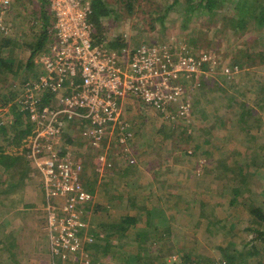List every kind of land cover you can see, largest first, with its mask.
<instances>
[{
	"label": "rangeland",
	"instance_id": "rangeland-1",
	"mask_svg": "<svg viewBox=\"0 0 264 264\" xmlns=\"http://www.w3.org/2000/svg\"><path fill=\"white\" fill-rule=\"evenodd\" d=\"M41 1L22 0L19 5L16 1L7 16L12 29L9 36L17 38L19 45L24 44L16 49L17 75L8 74L0 83V115L8 126H12L14 105H5V97L19 91L28 74L39 75L41 71L37 60L31 73L27 68L31 55L27 45L34 43L43 25ZM103 1L109 16L101 18L104 33L95 37L97 42L105 40L111 45L121 40L131 48L170 42L175 50L184 45L195 54L219 55L227 66L239 52H248L258 65L239 68L231 76L223 74L224 63L219 72L204 68L198 79L205 77L203 80L211 86L219 83L226 93L212 91L211 86L196 79L185 93L189 109L172 108L168 118L131 102L127 116L134 138L129 141L128 151L111 146L102 154L78 132L66 134L65 139L73 141L68 148L83 164L82 182L96 198L95 206L92 204L85 214L90 231L111 234L110 226L116 225V220L118 223L124 216H136L140 209H146L122 241L117 236L113 239L119 245L106 256L102 252L90 256L91 264H126L128 258L137 256L141 243L139 264H264V64H260V57L264 59V29L250 24L243 34L236 35L216 17L210 29L203 16L192 18L184 26L182 6L170 11L163 26L153 15L163 7L161 0H133L131 5L128 0ZM223 1L226 8L221 13L236 18L238 0ZM193 39L195 44L190 42ZM7 54L8 49L3 56ZM174 56H181V51ZM19 63L23 68L17 70ZM222 74L224 77H220ZM247 111L250 114H245L242 122V113ZM4 143L1 136L0 146ZM6 151L12 158L25 155L21 149ZM21 168L17 165L12 169V174H17L15 188L25 182L29 185L26 194L18 192L13 199L19 203V196L29 200L30 195L37 194L36 218L24 219L36 221L38 226L35 229L28 225L23 234L14 233L16 242L6 240L8 232L21 223L0 206V264L9 261V252L11 264H51L46 217L40 208L45 199H40L43 191H33L34 186L41 187L42 179L36 168L23 170L27 177ZM8 174L0 167V189L11 181ZM5 195L0 194V205L10 198ZM103 199L116 209H105ZM136 234L144 236L137 239ZM9 243L14 245L8 248Z\"/></svg>",
	"mask_w": 264,
	"mask_h": 264
},
{
	"label": "built area",
	"instance_id": "built-area-1",
	"mask_svg": "<svg viewBox=\"0 0 264 264\" xmlns=\"http://www.w3.org/2000/svg\"><path fill=\"white\" fill-rule=\"evenodd\" d=\"M44 1L55 19L52 40L37 58L39 75L19 86L13 105L34 129L26 155L42 179L51 264H91L84 248L94 241L85 219L93 196L83 186L84 167L68 148L66 134L76 130L102 154L111 146L128 151L134 138L127 116L131 102L166 118L172 108L185 111L188 84L199 83L204 68L219 72L222 60L184 45L175 50L170 42L113 49L105 40L96 41L90 0ZM13 4L0 0L4 37L12 31L7 16ZM225 67V76L239 72ZM5 123L0 115V126Z\"/></svg>",
	"mask_w": 264,
	"mask_h": 264
},
{
	"label": "trees",
	"instance_id": "trees-1",
	"mask_svg": "<svg viewBox=\"0 0 264 264\" xmlns=\"http://www.w3.org/2000/svg\"><path fill=\"white\" fill-rule=\"evenodd\" d=\"M16 1L18 5L22 4V0H14V3H16ZM132 2L133 0H128V5H131ZM41 3H42V7H41L42 9H41L40 19L43 22V25L41 26L42 28L40 29L41 33L39 35H35L34 43L27 45V47L31 51V55H30V58L28 60L29 62L27 65V68L30 69L29 73L33 71L32 68L35 65V60H37L36 57L37 58L39 57L41 52L44 51L43 49L45 48V46H47L49 41L51 42L52 40V33H51L52 31L50 32V30H52L55 19L50 11L49 6L45 3V1L42 0ZM160 3H162L163 7H158V10L160 9V11L156 9L155 11H153V15L158 21H160L163 24V26H164V22L167 16L170 14V11H173L175 10V8L177 9L182 6L184 7V10H183L184 26H186L192 18L203 16L205 19V23H208V26L210 29H211L210 26L213 25V21H214V20L212 21V19L216 17V19L219 18L217 19V21L222 20L224 22L223 24L224 27H231V29L235 31L236 35L243 34L247 29L250 28V24H252L253 26L256 25L257 29H264V0H238L236 4L238 15L236 18L234 17L229 18L225 13L224 14L221 13L222 10L226 8V3L223 0H163V1L161 0ZM92 5H93V14L91 16V22L95 26V30H96L95 37L99 38L104 33V30L101 24V18L109 16V10L103 0H93ZM9 12L10 11H8V14ZM209 28H208V31H210ZM204 39L209 44L208 38L204 37ZM190 42L192 44H195L194 39ZM23 46L24 44L23 45L18 44L17 38L12 39L11 36L4 37L0 34V83H3V78L6 77L8 74H13L15 76L17 75V72L15 71L16 49L19 47L23 48ZM124 46L126 45L121 40L120 41L118 40L117 43L111 44V48L113 49H121ZM6 49H8V54L6 56H3V52L6 51ZM254 57H255L254 55L249 54L248 52L246 53L239 52L236 55V58L233 59V62L229 63L230 68L234 70L235 68L245 69L246 67H249V68L255 67L258 65L257 64L258 62L254 60ZM260 58H261L260 64H264V61H262L264 60L263 57H260ZM221 63H224V62H221ZM223 66H227V64L225 65L224 63ZM21 68L23 67L19 63V66H17V70H20ZM31 75L34 76V77L32 76V78H35L38 76L32 73ZM31 75L28 74L27 76L29 77L26 76L27 78H25L22 83H24L26 80L32 79ZM220 77H224L223 74L220 75ZM203 78L205 77L200 76L198 80L201 79V83H203L204 86H206V84L209 85L210 83L205 82ZM4 83H7V82L4 81ZM218 84L214 83V85L212 86L209 85L211 86L210 89L212 91L220 90L222 91L221 92L222 94L226 93V90ZM262 90L264 91V89ZM18 95H19V91H14V93H11L9 98L5 97V105H8L10 102L13 103L14 100H16V98L18 97ZM2 97L3 96L1 95V87H0V99ZM5 105L2 107H5ZM12 107H13L12 108V112H13L12 126H8L7 122L4 125L0 126V137L3 136L4 141H5L4 145L0 146V167L1 168L3 167L6 173H10L8 174V176L11 178V181L9 182L8 185H10L11 187H17L18 185L14 183L15 182L14 177H16L17 174L16 172H13L12 174V171H13L12 169L15 166L19 165L20 167H22L21 168L22 174H24L23 170L26 171V169H28L29 172L31 171L30 163L25 156L26 155L25 146L27 145V141L29 137L32 136L34 129H33V125L24 126L22 114L18 111L16 106H12ZM245 114H250V113L248 111L247 113L245 112L242 113V117H241L242 122L244 120L243 117L245 116ZM73 132L77 133L76 130H73ZM77 139L81 140V138L79 137ZM65 142L68 146L72 145L73 143L71 138L69 140H66ZM8 148H15L18 151L21 149L25 155L24 156H13L12 158L6 153L7 152L6 149ZM24 175L25 177H27L26 174ZM0 194L1 195L6 194L5 196H7L9 195V191H6L2 188L0 189ZM143 210L145 211L146 209L143 208ZM143 210L140 209L136 216H132V215L124 216L120 220L119 224L110 226L111 234H107V233L105 234L103 231L100 232L96 230L89 231V234L94 237L93 238L94 241L91 244L85 245L84 252L87 253L89 256H92L93 254L98 255L101 252L105 256L108 255L109 251L111 250L113 246L119 245V243L116 241L115 243H113V239L117 236L119 237L118 238L119 242L120 240L122 241L126 237V233L132 227H135L139 223V218L141 217V213L143 212ZM261 218L263 219V216H261L260 219ZM142 236L144 235L136 234L137 239L139 238L141 239ZM7 239L15 240V234L12 233L9 237H6V240ZM7 245H8L7 247L9 248V247H12L14 243H9ZM139 247L140 248H139V252L137 256H134L130 259L128 258L126 260V264H133V263L139 264V262L142 261V253H141L142 252L141 249L143 247L142 243L140 244ZM7 251L9 252V250ZM9 254L11 255L10 252ZM9 263H5V264H9Z\"/></svg>",
	"mask_w": 264,
	"mask_h": 264
},
{
	"label": "crops",
	"instance_id": "crops-1",
	"mask_svg": "<svg viewBox=\"0 0 264 264\" xmlns=\"http://www.w3.org/2000/svg\"><path fill=\"white\" fill-rule=\"evenodd\" d=\"M30 168H31L30 170H34L31 167V165H30ZM82 176L84 177V174H82ZM83 177H82V181H83ZM28 183L25 182V183H23V185H21L19 183L20 185H19L18 188L11 187L10 185H7V186H5L3 188L4 190L9 191V195H7V196H9L10 198L9 199H6V200L5 199L3 200V203L4 204L3 205H0L1 206V209L3 210V212H6V211L9 212L11 214L10 216H12L13 218H17V221H19V223H21V224H19V226H18V228L16 230H13V232H12L13 234L14 233H16V234L17 233L18 234H23L24 227H28V225H32L35 229H37V226H38V222L34 221V222H30L29 223V222H27L24 219V216H34V218H36L35 217L36 216V213H35L34 208L36 207V205H35L36 204L35 203L36 201L35 200L37 199V197H36L37 194L35 195V194L30 193V194H32V195H30L32 197H30L29 200L27 198H25L24 196H19V203H18V201H16V200L13 199V198H15V196L18 195V192L22 193V195L23 194H26V190H27L28 185H29ZM82 183H84V182H82ZM83 186H84V188L85 187L87 188L86 185L83 184ZM38 189H37L36 186H34V189H33L34 193L36 191L37 192L43 191L41 189V187H39ZM12 190H13V192H12ZM90 193L93 196V202L88 206V208H90L92 206V204H93V207H94L95 206V203H96V198H94L93 192L90 191ZM14 194H16V195L14 196ZM40 194H41V198H40L41 201L42 200L44 201L45 198H44L43 192H41ZM103 201H105V203H103L104 207H106L105 209H108L109 210L110 208H114V207H112L110 205H107V201L108 200L106 201V200L103 199ZM42 203L44 204L45 202H42ZM37 204H38V202H37ZM43 207H44V205H43ZM43 207H40V208H42L44 210ZM114 209H116V208H114ZM108 210H106V211H108ZM119 222L117 223V220H116V224H119ZM13 224H15V222ZM2 225H3V229H5L6 228L5 224L3 223ZM46 231H47V224H46ZM12 233L11 232H8V235L10 236ZM9 236H7V237H9ZM14 241L16 242V239ZM8 256H9V261L6 262V263L11 262L10 261V255H8ZM3 264H5V263H3Z\"/></svg>",
	"mask_w": 264,
	"mask_h": 264
}]
</instances>
